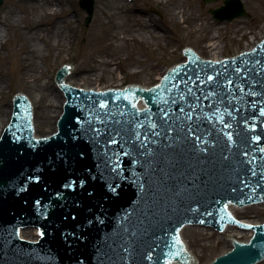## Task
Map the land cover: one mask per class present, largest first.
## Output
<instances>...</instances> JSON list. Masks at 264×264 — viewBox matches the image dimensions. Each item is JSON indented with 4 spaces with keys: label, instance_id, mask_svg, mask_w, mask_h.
Returning a JSON list of instances; mask_svg holds the SVG:
<instances>
[{
    "label": "water",
    "instance_id": "1",
    "mask_svg": "<svg viewBox=\"0 0 264 264\" xmlns=\"http://www.w3.org/2000/svg\"><path fill=\"white\" fill-rule=\"evenodd\" d=\"M80 6L88 27L96 2ZM210 12L250 16L241 0ZM185 55L149 89H77L63 65L67 101L43 139L15 94L0 139V264H192L182 228L227 224L255 235L212 264L264 260V40L218 61Z\"/></svg>",
    "mask_w": 264,
    "mask_h": 264
},
{
    "label": "rangeland",
    "instance_id": "2",
    "mask_svg": "<svg viewBox=\"0 0 264 264\" xmlns=\"http://www.w3.org/2000/svg\"><path fill=\"white\" fill-rule=\"evenodd\" d=\"M95 2V14L87 27V14L79 0H57L53 7L56 16L51 19L45 17L44 0L4 1L0 8L4 45L0 53V77H4L0 85V137L19 93L26 94L33 105L36 136L43 138L56 131L65 95L55 73L65 64L72 66L67 81L75 87L104 90L140 84L148 88L158 83L167 69L183 61L186 46L211 59L216 51L211 52L209 45L214 41L222 47L220 56L226 58L244 51L247 42L264 38V0H242L249 18L225 21L221 26L210 11L223 6L224 0ZM180 10L185 18L182 22L176 20ZM216 32L220 34L213 39ZM25 46L34 60L30 70L20 64ZM52 100L60 102L58 107L48 106ZM182 237L197 256V264L211 263L232 244L227 236L194 226L184 228ZM249 238V233L243 234L240 240Z\"/></svg>",
    "mask_w": 264,
    "mask_h": 264
},
{
    "label": "bare ground",
    "instance_id": "3",
    "mask_svg": "<svg viewBox=\"0 0 264 264\" xmlns=\"http://www.w3.org/2000/svg\"><path fill=\"white\" fill-rule=\"evenodd\" d=\"M45 1V3H46V7H44L43 9H44V11L46 12L45 13V17H46V19H51V18H53L54 16H56V9H54L53 7H54V4H55V2L57 1V0H44ZM162 2H168L169 0H161ZM47 8L49 9V11L47 10ZM246 10V9H245ZM182 13H183V11L182 10H180V11H178L177 13H176V16H177V19L176 20H179L180 22H182L183 20H185V18H184V16H182ZM241 18V17H240ZM243 18V17H242ZM225 21H229V20H223V21H218V22H220V24H218L217 26H221V25H223L224 23L223 22H225ZM231 21H233V20H231ZM197 27H199V30H201L202 28H201V26H197ZM217 34H215L214 33V37H213V39L215 38V37H218V34H220V32H216ZM19 34H20V32H19ZM0 36H3L2 34H0ZM212 38V37H211ZM212 40V39H211ZM259 42H257V39H253V40H251L250 42H247V46H246V49L245 50H249L250 49V46H255L256 44H258ZM60 43H58V45H59ZM61 45V44H60ZM4 47V45H3V42H2V40L0 39V53H1V49ZM209 47L212 49L211 50V52H213V51H216L215 53H214V55H212L211 56V59L212 60H214V61H218L219 59H225V58H223V57H221L220 56V50H222V47L220 46V44L219 43H217V42H214L213 41V43H211L210 45H209ZM27 48V49H26ZM23 49H25L26 51H25V55L23 56V57H21V60H20V64H21V66H22V68L23 69H26V70H30L32 67H33V62H34V60L33 59H31V58H29V56H28V52H30V48L29 47H27V46H25V47H23ZM228 58V57H227ZM184 60H185V58H183ZM70 67V71L72 70V66H69ZM167 71V70H166ZM2 79H4V77H0V85H1V83H2ZM56 102H57V105H56ZM53 101L52 100V103L51 104H49L48 106H52V107H58V104L60 103L59 101ZM10 116L8 117L9 119H8V121H7V124L10 122V118H11V115H12V110L10 111ZM195 228H199V229H201V230H206V228H203V227H195ZM209 230H212V229H209ZM213 231V230H212ZM218 233V232H217ZM228 233H230V234H228ZM249 233V237L251 238V237H253V232L252 231H249V232H246V231H244V230H242V229H240V228H237L236 226H232V225H229V226H227L226 227V229L223 231V232H220V233H218L220 236H227V237H225L226 239L228 238L229 240H230V242L232 243L231 244V247H233V241L234 240H240V238H241V236L243 235V234H248ZM249 238V239H250ZM249 241V240H248ZM248 241H242V242H248ZM190 251V250H189ZM193 254V256L195 257V259H194V264H197L198 263V258H197V256L194 254V253H192ZM173 264V263H172ZM174 264H176V263H174Z\"/></svg>",
    "mask_w": 264,
    "mask_h": 264
}]
</instances>
